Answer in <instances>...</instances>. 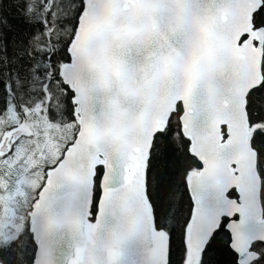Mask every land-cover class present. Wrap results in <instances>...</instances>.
I'll return each instance as SVG.
<instances>
[{"label": "snow or ice", "instance_id": "1", "mask_svg": "<svg viewBox=\"0 0 264 264\" xmlns=\"http://www.w3.org/2000/svg\"><path fill=\"white\" fill-rule=\"evenodd\" d=\"M214 243L264 264V0H0V264Z\"/></svg>", "mask_w": 264, "mask_h": 264}, {"label": "trees", "instance_id": "2", "mask_svg": "<svg viewBox=\"0 0 264 264\" xmlns=\"http://www.w3.org/2000/svg\"><path fill=\"white\" fill-rule=\"evenodd\" d=\"M5 7H7V5H5ZM8 14L17 32L24 33L28 30V26L16 18V13L13 9L8 8ZM168 163L169 159L168 157H165V160L162 162V169L164 170L166 176L170 175ZM230 259L231 257L228 250L219 243H214L209 249L210 264H229Z\"/></svg>", "mask_w": 264, "mask_h": 264}]
</instances>
